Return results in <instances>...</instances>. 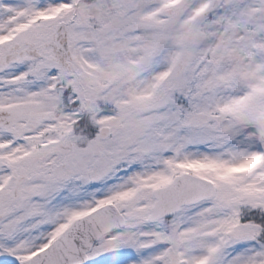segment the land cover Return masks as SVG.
Returning <instances> with one entry per match:
<instances>
[{
    "label": "snow or ice",
    "instance_id": "snow-or-ice-1",
    "mask_svg": "<svg viewBox=\"0 0 264 264\" xmlns=\"http://www.w3.org/2000/svg\"><path fill=\"white\" fill-rule=\"evenodd\" d=\"M0 264H264V0H0Z\"/></svg>",
    "mask_w": 264,
    "mask_h": 264
}]
</instances>
